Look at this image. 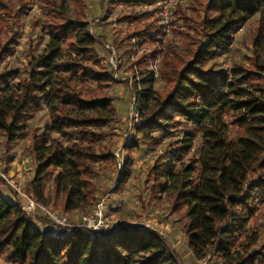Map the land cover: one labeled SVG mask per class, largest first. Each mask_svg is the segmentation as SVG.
I'll list each match as a JSON object with an SVG mask.
<instances>
[{"label":"trees","instance_id":"16d2710c","mask_svg":"<svg viewBox=\"0 0 264 264\" xmlns=\"http://www.w3.org/2000/svg\"><path fill=\"white\" fill-rule=\"evenodd\" d=\"M63 1L39 0L44 14L40 29L48 36L47 47L34 64L40 70L30 69L28 77L33 83L25 84L20 99L0 100V131L6 143L22 137L26 121L20 125V120L40 109L39 99L50 107L54 99L50 129L58 134V146L33 144L35 160L42 163L39 161L31 180V195L47 204L42 182L50 168L58 169L53 176L54 199L61 197L62 211L71 213L93 205L97 199L94 178L104 164L115 165L114 155L98 145L112 134L116 112L115 98L105 90L112 80L95 58L94 40L87 33L85 7L80 0H72L75 11L68 18ZM115 1L134 7L166 0ZM27 4L26 0L14 4L0 0V62L11 52L15 28ZM263 8L264 0H192L188 9L173 8L172 34L182 47L166 45L158 71L165 90L153 91V74L147 73L137 125L141 137L126 147L121 184L130 176L131 153L138 149L139 141L155 146L158 137L152 133L167 134L170 126H183L182 136L166 153L180 160L190 149L195 131L209 129L197 180L189 177L193 161L187 166L157 161L149 167L146 178L152 181L153 189L158 170L166 166L168 185L163 186V193L170 199V210L177 220L187 221L185 237L198 260L211 251L224 264H264V237L248 230L264 211V62L256 51L258 33L251 42L252 56L246 58L247 66L237 65L227 73L217 63L229 49L237 28ZM146 16L132 9L123 15L122 20L135 21L127 26L124 39L158 36L157 26L151 31L156 33L154 37H149L152 21L140 22ZM62 47L65 54H81L79 60H90L91 65H80L73 57L71 64L63 67L68 74L59 77L51 95L49 82L59 69L55 63ZM12 77L10 71L0 73L3 83ZM149 99L154 102L152 108L147 105ZM149 109L141 123L142 111ZM227 116L228 125L235 128L233 138L221 129L228 128L224 121ZM61 231L54 234L40 228L17 202L0 197V260L5 264H182L160 235L142 226L96 232L68 227Z\"/></svg>","mask_w":264,"mask_h":264},{"label":"rangeland","instance_id":"374dc122","mask_svg":"<svg viewBox=\"0 0 264 264\" xmlns=\"http://www.w3.org/2000/svg\"><path fill=\"white\" fill-rule=\"evenodd\" d=\"M6 3L14 4L17 0H4ZM27 7L23 17L19 19V26L15 28L16 36L15 43L12 46L9 55L3 57L0 62V73L10 71L13 77L7 83L0 81V100L11 99L13 102L20 99L26 83H33L29 79V71L34 67L36 60L45 52L48 42V36L40 29V23L44 19L43 7L39 0H26ZM83 6V17L87 21V33L94 40L92 47L95 58L100 63V66L107 70L110 75L111 83L105 90L115 98L113 107L116 112V120L111 125L112 134L110 137L99 142V149L115 154L117 149L121 147L119 159H115V165L109 163L103 165L99 174L94 178L96 187V201L89 206L86 211H74L71 213L63 212L61 208V197L54 199L53 194V176L59 170L50 168V173L42 182L43 195L49 198V202L44 204L32 197L31 195V180L34 177L38 163L42 160H35L33 144L38 147L55 148L58 146L55 140L58 139V134L51 130L52 119L54 118V110L56 107L55 101L52 98V107L47 106L42 100H38L40 109L32 110L29 116L20 120V125L26 121L23 129V136L16 138L10 143H6L5 135L0 131V171L16 182H19L23 191L37 204L43 206L47 211L54 212L59 216H65L68 223L77 225L80 223L82 216L89 215L98 197H103L108 194L109 201L107 202V215L112 218V229H119L133 226L157 227L166 229L167 235H160L166 242L170 250L175 251L182 264H224L213 252L207 251L206 257L203 260H198L192 254L185 237L186 220L178 221L177 215L170 210V199L163 193V186L168 185L164 171L166 166L158 170L156 176V187L151 189V180H147V171L155 162L167 164L169 161L173 166H178L183 163L187 166L192 161L194 162L193 172L189 174L190 179L197 180V174L200 170V160L203 159V148L208 146L206 140L209 139V129L202 127V133L195 131V137L190 142V149L184 154L180 160L174 159L171 155L166 154L173 148V141L180 139L182 136L181 130L186 129L183 126H170L169 132L152 133L158 137V144L153 146L151 142L139 141L138 149L131 153L130 176L121 184L122 177L120 176L124 170V161L127 156L126 147L133 142L134 139H139L141 133H128L126 120L131 107V97H137L136 92L140 94V102L142 103L143 94L147 86L144 79L150 70L154 68V82L152 89L155 92L165 90L164 81L160 79L158 71L161 64V59L166 52V45L170 43L177 49H181L182 43L172 34V11L175 6H181L188 9L192 0H166L161 4H146L141 6H124L117 4L115 0H80ZM63 11L68 18H72L75 7L72 0H64ZM133 10L137 15H148L141 19L144 21H152L149 37H154L155 32H151L158 26L159 34L156 38L146 40L131 36L127 41L124 39L127 32V26H131L135 21L126 22L122 20L124 14L129 10ZM191 13V11L189 10ZM154 20H152V19ZM156 19V22H155ZM34 21L37 23L35 24ZM258 33L259 40L256 44L257 55L261 62H264V8L253 18L248 20L241 28H237L234 33L233 41L229 49L221 54L218 59V67L230 73V70L236 69L237 65L243 64L247 66L246 58L252 56L251 42ZM123 39V40H122ZM122 40V41H121ZM139 42V43H138ZM65 47L61 48L62 54L59 55V60L55 65L59 67L52 74V79L49 82V90L53 95V89L57 87L59 77L65 76L68 73L64 71L65 65H70L73 57L77 59L80 65H87L90 60H79L81 54H65ZM114 53L113 61L110 62L109 55ZM64 53V54H63ZM35 68V71L40 69ZM117 76V79H114ZM139 100V99H138ZM145 103V102H144ZM147 105L152 108L153 100L149 99ZM54 109V108H53ZM148 112L142 111V121L148 116ZM240 112H243L241 109ZM141 116V115H140ZM228 125L230 118L227 116L224 119ZM226 131L229 138L235 137V128L228 125V128H222ZM121 177V179H120ZM120 179V181H119ZM8 191L10 198L7 195L0 194V197L10 202H17V195L9 189L6 183L0 179V193ZM18 203V202H17ZM19 204V203H18ZM21 208V206H20ZM26 215V214H25ZM27 216V215H26ZM28 217V216H27ZM30 219L36 221L37 225L49 231L50 233L62 232V227H56L49 222L44 213L36 209L33 217ZM132 224V225H131ZM118 225V226H117ZM264 211H261V216L258 221L251 222L248 230L256 231L260 237H264ZM148 228V229H149ZM157 230V229H155ZM162 232V230H161ZM159 235V234H158ZM0 264H5L0 260Z\"/></svg>","mask_w":264,"mask_h":264},{"label":"built area","instance_id":"2783aa9c","mask_svg":"<svg viewBox=\"0 0 264 264\" xmlns=\"http://www.w3.org/2000/svg\"><path fill=\"white\" fill-rule=\"evenodd\" d=\"M241 28V27H240ZM110 62L113 61L114 53L109 55ZM153 76L154 73L156 74V70L153 68H150ZM157 76V74H156ZM114 79H117V76H114ZM138 98L131 97V107L128 113V118L126 120V126L128 133L135 132L137 125L140 123L141 116H140V107L141 104H139L140 100V94L136 92ZM139 99V100H138ZM120 146L117 151L115 152V156L117 159H119L120 155ZM0 179H2L6 185L11 189L15 195H17L16 200L19 205L21 206V210L28 216L33 217L34 211L36 209L41 210L44 213L45 218L52 223V225L56 227H62V228H68V227H80L83 229H86L88 231L96 232L102 229L111 228L113 226L112 218L107 215V202L109 201L108 194L104 195L103 197H98V200L92 210V212L89 215L82 216L80 219V223L77 225H71L68 223L65 216H59L54 212L47 211L43 206L37 204L35 201H33L24 191L21 187L19 182H16L8 177V175H5L3 172L0 171ZM132 225V224H131ZM118 226V225H117ZM127 227V226H126ZM142 227H146L143 226ZM149 228V227H147ZM150 230L156 232L159 235H167V232H164L166 229L157 227L154 225V227H150ZM157 229V230H155ZM162 230V232H161ZM205 264V263H203Z\"/></svg>","mask_w":264,"mask_h":264},{"label":"crops","instance_id":"0c3cea01","mask_svg":"<svg viewBox=\"0 0 264 264\" xmlns=\"http://www.w3.org/2000/svg\"><path fill=\"white\" fill-rule=\"evenodd\" d=\"M0 194H1V196H2V195H7L8 198H10L11 200H13V199L11 198L10 194L8 193V191L5 190V187H4V192H3V193H0Z\"/></svg>","mask_w":264,"mask_h":264},{"label":"water","instance_id":"95a60500","mask_svg":"<svg viewBox=\"0 0 264 264\" xmlns=\"http://www.w3.org/2000/svg\"><path fill=\"white\" fill-rule=\"evenodd\" d=\"M125 228H130V227H125ZM120 229V228H119Z\"/></svg>","mask_w":264,"mask_h":264}]
</instances>
